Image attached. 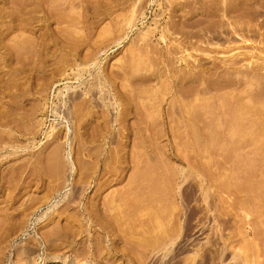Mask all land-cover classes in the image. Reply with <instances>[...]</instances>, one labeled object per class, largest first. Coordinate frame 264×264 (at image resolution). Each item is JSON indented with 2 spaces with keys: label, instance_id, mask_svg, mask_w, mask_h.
I'll use <instances>...</instances> for the list:
<instances>
[{
  "label": "rangeland",
  "instance_id": "374dc122",
  "mask_svg": "<svg viewBox=\"0 0 264 264\" xmlns=\"http://www.w3.org/2000/svg\"><path fill=\"white\" fill-rule=\"evenodd\" d=\"M263 123L264 0H0V264H264Z\"/></svg>",
  "mask_w": 264,
  "mask_h": 264
},
{
  "label": "bare ground",
  "instance_id": "6f19581e",
  "mask_svg": "<svg viewBox=\"0 0 264 264\" xmlns=\"http://www.w3.org/2000/svg\"><path fill=\"white\" fill-rule=\"evenodd\" d=\"M244 112V111H243ZM237 113V112H236ZM236 113H234L233 114V116H235L234 117V119H235V123H237L238 121H237V117H238V115H236ZM246 113V112H245ZM239 114H241V113H239ZM243 114V113H242ZM233 116L231 117L232 118V123L234 122L233 120ZM249 117V116H248ZM240 118V117H239ZM244 120V118H243V116H242V118H241V120ZM231 120V119H230ZM246 120V119H245ZM244 120V121H245ZM258 120V119H257ZM263 120V119H262ZM252 121V120H251ZM254 121V120H253ZM240 123L241 122H243V121H239ZM231 123V124H232ZM235 123H233V124H235ZM256 124H257V122H255ZM259 123H261L260 121H259ZM245 124V123H244ZM247 126V125H246ZM251 126H255L254 124L253 125H251ZM262 126H264V123H263V125ZM232 127V126H231ZM231 127H230V129H231ZM237 127H239V129H240V126H239V124H238V126ZM256 127V126H255ZM255 127H253V128H255ZM259 126L257 125V128H258ZM261 127V126H260ZM242 128V127H241ZM247 128V127H246ZM246 128H243L242 130H238V128H237V131H236V129H235V127L233 128V134H232V132H231V134L234 136V135H239V136H243V137H245V136H252L250 133H249V130L247 129V130H245ZM235 129V130H234ZM260 130V129H259ZM264 130V129H263ZM236 131V132H235ZM251 131V130H250ZM252 131H254V129L252 130ZM259 131H255V135L256 136H253L254 137V139H253V143H254V145L256 146V148H258V147H262L263 148V146H264V139L262 140L261 138H259L260 136H258V135H260V134H256V133H258ZM245 135V136H244ZM232 137V136H231ZM238 137V136H237ZM253 137H250V138H253ZM252 143V144H253ZM258 146V147H257ZM259 150H260V148H258ZM258 150V151H259ZM256 152H257V149H256ZM255 156H258L259 155V152L258 153H255L254 154ZM245 161H247V160H245ZM251 162H253L252 160H251ZM250 162V159H249V163L248 162H246V163H248L249 164V166L250 167H248L247 165H246V163H244L245 164V166L244 167H242L243 169H246V167H247V170H249V171H252L253 169L251 168V165L253 164V163H251ZM262 165H263V168H262V171H263V180L261 181V182H259L258 184H254V183H252V181H254V180H252V178H251V182L250 181H248V180H250V179H247V180H245V181H247L248 183L247 184H241L242 185V190H244L243 191V193L245 192L247 195H248V198L249 197H251V199L253 200V199H262V198H264V159H263V163H262ZM262 167V166H261ZM250 168L252 169V170H250ZM253 168H254V166H253ZM236 180V179H235ZM245 181L243 180V182L245 183ZM241 182V181H240ZM244 186V187H243ZM236 187V186H235ZM240 188V186L238 185V188H236V189H239ZM230 189V188H229ZM239 191H241V190H239ZM239 191H237V192H239ZM250 198H249V200L250 201H252ZM259 203V202H258ZM258 211L259 210H263V209H257ZM264 212V211H263Z\"/></svg>",
  "mask_w": 264,
  "mask_h": 264
},
{
  "label": "built area",
  "instance_id": "2783aa9c",
  "mask_svg": "<svg viewBox=\"0 0 264 264\" xmlns=\"http://www.w3.org/2000/svg\"><path fill=\"white\" fill-rule=\"evenodd\" d=\"M42 209V208H41Z\"/></svg>",
  "mask_w": 264,
  "mask_h": 264
}]
</instances>
